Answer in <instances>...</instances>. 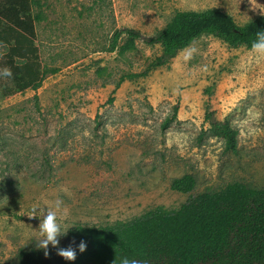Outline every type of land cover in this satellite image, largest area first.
<instances>
[{
    "label": "rangeland",
    "instance_id": "374dc122",
    "mask_svg": "<svg viewBox=\"0 0 264 264\" xmlns=\"http://www.w3.org/2000/svg\"><path fill=\"white\" fill-rule=\"evenodd\" d=\"M39 1L40 87L11 93L0 77V264L39 244L42 217L31 209L46 201L67 209L63 232L174 210L234 181L264 187V57L207 34L155 70L159 46L110 51L115 30L149 37L179 11L211 8L242 26L264 15V0ZM205 108L236 132L234 150L210 130ZM184 174L193 190H171Z\"/></svg>",
    "mask_w": 264,
    "mask_h": 264
},
{
    "label": "trees",
    "instance_id": "16d2710c",
    "mask_svg": "<svg viewBox=\"0 0 264 264\" xmlns=\"http://www.w3.org/2000/svg\"><path fill=\"white\" fill-rule=\"evenodd\" d=\"M40 7L39 0H0V48H4L0 69L7 66L13 74L4 77L11 83L7 92L36 90L42 83L44 72L36 44V24L42 20ZM259 30H264V15L238 26L230 14L217 8L179 11L149 37L134 29L115 30L110 51L124 54L135 49L137 40L159 46L160 54L147 69L155 70L204 34L230 47L249 49ZM122 36L125 41L120 45ZM147 70L126 78L145 76ZM207 108L205 119L210 130L234 150L236 132L226 122L216 120ZM173 110V115L163 121V129L176 118L177 109ZM193 186L191 174L175 178L169 185L180 193L192 191ZM58 239L56 247L48 246L47 254L39 244L18 251L11 264H118L121 256L147 259L149 264H264V187L234 181L216 191L205 190L174 210L158 206L128 221L75 225ZM81 240L86 242V249L77 250L74 260L57 254V248H75Z\"/></svg>",
    "mask_w": 264,
    "mask_h": 264
},
{
    "label": "clouds",
    "instance_id": "9594fccd",
    "mask_svg": "<svg viewBox=\"0 0 264 264\" xmlns=\"http://www.w3.org/2000/svg\"><path fill=\"white\" fill-rule=\"evenodd\" d=\"M249 51L257 58L264 57V30H259L255 33V39L251 41ZM190 55V52H189ZM12 71L9 67L5 66L0 69V77L11 78ZM32 216L42 217L40 219L39 228L37 232L40 235V240L38 241L40 248L45 250L47 254V248L49 245L56 247L59 244V237L66 234V229L62 232V227L59 217H64L67 215V209L62 206V201L59 199L55 201H46L45 207L41 208L38 205H34L31 209ZM86 242L81 240L75 248L71 245L68 247L57 248V254L67 261H72L75 259L77 250L83 252L86 249ZM118 264H149L147 259H135L129 258L127 256H121L119 258Z\"/></svg>",
    "mask_w": 264,
    "mask_h": 264
}]
</instances>
